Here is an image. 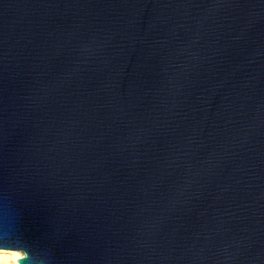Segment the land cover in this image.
<instances>
[{
  "label": "water",
  "instance_id": "obj_1",
  "mask_svg": "<svg viewBox=\"0 0 264 264\" xmlns=\"http://www.w3.org/2000/svg\"><path fill=\"white\" fill-rule=\"evenodd\" d=\"M8 190L34 264H264V0H0Z\"/></svg>",
  "mask_w": 264,
  "mask_h": 264
},
{
  "label": "clouds",
  "instance_id": "obj_2",
  "mask_svg": "<svg viewBox=\"0 0 264 264\" xmlns=\"http://www.w3.org/2000/svg\"><path fill=\"white\" fill-rule=\"evenodd\" d=\"M0 203H2L0 211L3 212L4 219L3 227L0 228V242H7L6 248H0V264H34L31 258L26 260L25 257H31L32 245L36 242L32 239H24L21 243L19 227H13L9 223L10 204H14L9 190L0 192ZM49 264H56L54 255Z\"/></svg>",
  "mask_w": 264,
  "mask_h": 264
},
{
  "label": "snow or ice",
  "instance_id": "obj_3",
  "mask_svg": "<svg viewBox=\"0 0 264 264\" xmlns=\"http://www.w3.org/2000/svg\"><path fill=\"white\" fill-rule=\"evenodd\" d=\"M7 247V242H0V248H6ZM30 257H25V259H29Z\"/></svg>",
  "mask_w": 264,
  "mask_h": 264
}]
</instances>
